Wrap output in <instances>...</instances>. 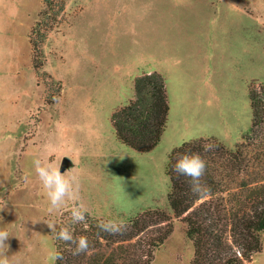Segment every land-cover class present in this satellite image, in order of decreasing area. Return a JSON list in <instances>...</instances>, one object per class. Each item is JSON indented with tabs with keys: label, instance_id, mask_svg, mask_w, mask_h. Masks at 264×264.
I'll use <instances>...</instances> for the list:
<instances>
[{
	"label": "rangeland",
	"instance_id": "obj_1",
	"mask_svg": "<svg viewBox=\"0 0 264 264\" xmlns=\"http://www.w3.org/2000/svg\"><path fill=\"white\" fill-rule=\"evenodd\" d=\"M43 8L0 0V229L9 234L0 251L11 264H54L47 224L56 229L68 208L115 222L170 212L169 152L207 137L233 147L251 124L248 83L264 84V0H66L57 21L41 19ZM39 19L46 39L33 51ZM149 70H163L170 110L157 146L138 152L116 139L110 117ZM63 157L77 196L50 211L33 161L60 167ZM261 238L247 264H264ZM192 257L174 218L150 264Z\"/></svg>",
	"mask_w": 264,
	"mask_h": 264
},
{
	"label": "trees",
	"instance_id": "obj_2",
	"mask_svg": "<svg viewBox=\"0 0 264 264\" xmlns=\"http://www.w3.org/2000/svg\"><path fill=\"white\" fill-rule=\"evenodd\" d=\"M66 0H43L41 19L57 21ZM41 19L31 29L33 51L46 39L39 31ZM37 34L38 38L34 35ZM35 67L41 63L34 61ZM134 96L110 117L116 139L138 152H149L160 142L170 110L164 76L154 70L135 76ZM250 127L233 147L216 137L184 140L168 155L170 212L147 208L122 222L120 234L110 235L98 225L108 222L85 211V220L72 223L71 208L60 216L53 234L54 264H150L154 251L181 219L193 246L191 264H247L262 248L264 233V84L248 83ZM198 154L206 164L201 183L206 194L190 192L188 177L173 171L179 156ZM67 228L74 237L89 242L86 252L73 255L75 245L57 238Z\"/></svg>",
	"mask_w": 264,
	"mask_h": 264
},
{
	"label": "clouds",
	"instance_id": "obj_3",
	"mask_svg": "<svg viewBox=\"0 0 264 264\" xmlns=\"http://www.w3.org/2000/svg\"><path fill=\"white\" fill-rule=\"evenodd\" d=\"M33 164L36 177L49 201L50 211L59 209L67 200L76 198L78 184L75 176H68L66 173L61 174L60 167L53 166L52 163L47 161L42 162L40 159H35ZM205 170V161L198 154L181 155L173 165L174 172L189 178L190 192L197 197L206 194L207 191L206 187L201 183ZM71 217L74 224L83 222L85 220V211L80 208H72ZM47 225L52 231L55 230L54 224L49 223ZM98 227L110 235L120 234L122 231V226L115 221L101 222ZM8 238V232L0 229V250L8 249V245L6 244ZM57 238L75 245L73 255L86 252L89 248V242L86 237L80 236L76 238L67 228L60 229L59 233H57ZM5 252L0 251V264H11ZM59 258L57 254L53 255V259Z\"/></svg>",
	"mask_w": 264,
	"mask_h": 264
},
{
	"label": "water",
	"instance_id": "obj_4",
	"mask_svg": "<svg viewBox=\"0 0 264 264\" xmlns=\"http://www.w3.org/2000/svg\"><path fill=\"white\" fill-rule=\"evenodd\" d=\"M71 160L68 157H63L60 163V170H64L65 168L71 166Z\"/></svg>",
	"mask_w": 264,
	"mask_h": 264
},
{
	"label": "crops",
	"instance_id": "obj_5",
	"mask_svg": "<svg viewBox=\"0 0 264 264\" xmlns=\"http://www.w3.org/2000/svg\"><path fill=\"white\" fill-rule=\"evenodd\" d=\"M149 71H153V70H149ZM157 71H159V70H157ZM161 74H163V70L162 71H159ZM163 76H164V74H163ZM168 94V93H167Z\"/></svg>",
	"mask_w": 264,
	"mask_h": 264
}]
</instances>
